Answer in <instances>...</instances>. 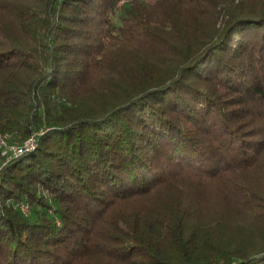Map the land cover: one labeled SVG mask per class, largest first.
<instances>
[{"label": "trees", "instance_id": "trees-1", "mask_svg": "<svg viewBox=\"0 0 264 264\" xmlns=\"http://www.w3.org/2000/svg\"><path fill=\"white\" fill-rule=\"evenodd\" d=\"M118 1L0 0V264H264V0Z\"/></svg>", "mask_w": 264, "mask_h": 264}, {"label": "built area", "instance_id": "built-area-1", "mask_svg": "<svg viewBox=\"0 0 264 264\" xmlns=\"http://www.w3.org/2000/svg\"><path fill=\"white\" fill-rule=\"evenodd\" d=\"M34 138L35 137H32L31 139L26 140L25 142H23L21 144L12 143V150L2 151V143L9 142V141H1V134H0V151H1V154L8 153V156L6 157V159L9 158L11 155L14 156V155L18 154L23 148H26V146L31 145Z\"/></svg>", "mask_w": 264, "mask_h": 264}, {"label": "bare ground", "instance_id": "bare-ground-1", "mask_svg": "<svg viewBox=\"0 0 264 264\" xmlns=\"http://www.w3.org/2000/svg\"><path fill=\"white\" fill-rule=\"evenodd\" d=\"M0 134H1V141H7L8 135H6V133L3 134L2 132H0ZM34 135L29 136L23 142H25L26 140L31 139L32 137H34ZM34 146H35V138L33 139V142H32L31 145H28V146H26V148H23L18 154H21V153H23L25 151H29V150L33 149ZM10 150H12V143H9V142L2 143V151H10ZM18 154H16V155H18ZM5 160H7V159H5Z\"/></svg>", "mask_w": 264, "mask_h": 264}, {"label": "rangeland", "instance_id": "rangeland-1", "mask_svg": "<svg viewBox=\"0 0 264 264\" xmlns=\"http://www.w3.org/2000/svg\"><path fill=\"white\" fill-rule=\"evenodd\" d=\"M123 1H124V0H119L118 3L121 4ZM7 141H9V140H8V137H7ZM9 143H11V142H9ZM2 155H3V156L5 157V159H6V157L8 156V153H3ZM22 208H23L24 210H26V206H22Z\"/></svg>", "mask_w": 264, "mask_h": 264}]
</instances>
